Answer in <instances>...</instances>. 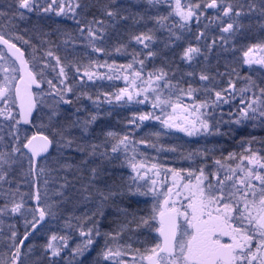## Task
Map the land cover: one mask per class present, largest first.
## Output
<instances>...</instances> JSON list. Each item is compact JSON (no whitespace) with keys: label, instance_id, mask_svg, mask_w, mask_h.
Returning <instances> with one entry per match:
<instances>
[{"label":"snow or ice","instance_id":"1","mask_svg":"<svg viewBox=\"0 0 264 264\" xmlns=\"http://www.w3.org/2000/svg\"><path fill=\"white\" fill-rule=\"evenodd\" d=\"M145 3L149 8L141 14L133 11L134 5L132 4H117L116 0H108L102 9V15L110 22L108 24L103 19L95 17L91 20L87 19L85 13L89 5L85 0H10L7 5L0 6V22H4L13 31H16L18 22L30 19L33 14L40 18L54 14L55 16L71 15L78 25L79 33L76 37L69 32L62 33L66 37L62 41L65 47V56L62 60L61 56L57 55L51 47L44 50L42 57H37L36 53L40 51V48L23 35L11 37L9 34L10 38H6L5 34L0 32V45H4L7 52L14 58L10 68H0V71L5 73L0 81V104H3V107H0V117L8 122L0 123V196L6 200L0 207V216L18 215L23 218L24 223L22 235L18 234L15 225L9 226L12 229L8 236L10 257L8 260L0 258V264H22V256L25 255L22 249H24L25 241L29 240L32 233L46 218L56 219L61 207L70 197L67 189L71 182L64 175L58 179L52 178L56 189L53 193L55 199H51L48 196L49 179L46 176V169L38 165V158L41 156L45 161L47 160V154L54 142L58 151L62 149L69 152H84L101 162L100 165L89 169L88 182L81 184L79 189H74L78 199L94 203V210L90 215L75 217L78 221L75 226L71 223L72 218L65 220L69 228L78 229L79 236L82 238L72 250L73 255L80 258L76 264H89L88 256L93 250L96 239L100 237H103L104 244L97 255L95 264H101V258L111 264H143L144 261L147 264H264V154H261L264 152V147L260 150L252 148L254 142L264 146V140L258 141L256 137L241 138L239 141L241 147L244 145L247 147H244V151L239 154L232 151L225 156L223 148L216 149L215 147L196 148L187 154H182L183 159L193 163L199 160L202 164L198 165L195 170L164 169L166 173H171L173 183L171 187L162 192L158 191L155 179H150V182L146 181L143 185L138 183L148 175V171H143V173L141 171L147 169L148 165L144 160H136L135 144L156 148L157 145L150 140L134 141L128 134L120 136L113 131L101 130L97 142L90 141L86 147L80 143L86 135H95L91 126L101 117L97 113L89 115L86 119L81 118L78 115L81 108L75 106L69 94L74 95L77 103L81 97L93 100L91 95L74 88L73 84H79L82 87L85 77L87 81L105 78L112 80L113 75L98 74L94 70V68L105 66L110 69L133 70V79L130 81L132 90L120 89L111 94L112 98L105 93L109 104L112 103L113 98L117 102L128 103L135 100L138 104H144L149 100L151 92L153 109L162 105L172 109L171 113H167L164 107H160V111L165 114L164 119L155 112L134 115L129 120V124H135L137 128L142 122L155 119L160 121L164 128L176 129L188 137L231 138L234 136L232 125L242 127L246 122H252V126L256 127L255 122H259V126L264 127V87H260L250 77L243 78L245 87L237 89L235 82L229 79L227 87L216 90L212 86L215 77L202 71L199 74V80L205 82L202 87L196 88L189 84L185 88L180 87L179 83L173 85L170 73L164 69L149 72L147 79H144L142 75L144 60H137L139 53L136 52L132 53L133 63L127 65H108L106 61L100 64L97 60H90L85 65L76 60L75 41L78 39H82L85 42L84 46L92 52L108 55V49L103 46L108 28L115 27L121 21L133 20L139 23L145 19H151L155 22L156 28H167L169 36L165 47H168L173 39L182 38L173 30L174 27L190 30L193 22L200 24L201 17L205 16L208 9L216 10V15L209 19L208 23H211L213 19L219 23L222 33L219 37L221 47L246 27L243 23L244 17L255 18V22L264 29V0H247V2H242V0H199L195 2L193 0L187 3L174 0V4L171 0H145ZM162 4L169 6L168 15H147L151 8ZM172 16L179 17L176 25L167 23ZM250 26L251 24L248 25ZM155 30L154 28L131 36V39L143 45L144 49H149L146 53L147 58L158 54L150 50L155 40ZM24 31L27 32L28 29ZM48 35V33H41L42 37ZM203 37L205 33L202 31L195 34L197 41ZM13 39L22 41L24 45L32 48L31 61L25 58V52L13 42ZM41 43L51 45L52 41L41 39ZM216 45L217 41L213 39L211 44L206 45L205 50L202 51L201 47L189 44L183 51L182 59L189 63L201 55H204L206 59L207 52ZM255 48L264 50V44L249 47L244 53L246 57L244 64L264 65V59L256 60L249 57ZM124 49L125 46L121 44L115 48V51L121 52ZM3 59H5L4 52L0 51V60ZM133 64H139L140 70H135ZM46 70L48 73L55 74L52 79L47 78ZM68 70H71V75ZM232 73L240 78L236 69H232ZM188 75L192 76L193 73H188ZM171 76H174V73ZM124 79L128 78L125 76ZM138 79L144 84L143 88H136ZM43 84L47 85V94L52 96L54 101L47 117L52 135L51 138L44 134H33L29 137L26 132L22 131L20 125L32 123L31 117L36 107V94L31 91V88L33 85L41 88ZM21 85L24 86L23 91ZM163 89L169 90V96L162 99ZM253 89H256L258 94ZM201 91L209 98L196 101L194 94ZM237 92L240 94V104L243 107L237 106L235 113H228L229 116L235 118L214 120L216 110L224 105L231 106L232 101L236 99ZM248 93L251 96L245 98ZM40 94H43V90ZM180 94L193 98L194 102L190 108L180 103ZM172 95H177L176 103L172 102L170 98ZM141 96H143L142 99ZM17 100L19 111L14 115L13 108ZM98 100L99 97L93 102L97 103ZM61 105L70 106V110L63 111ZM177 108L188 115H175ZM202 108L209 109V111L201 112ZM222 124L228 125L226 131L222 130ZM152 135L159 137L161 133L155 132ZM130 145H133L131 157L127 155ZM167 151L176 152L177 149L170 147ZM216 151L221 153L220 158H216ZM120 152L125 154L123 163H126L135 173L130 178L131 183L121 177L119 182L113 180L111 183H105L103 188L99 187V180L106 174V170L101 165L114 164L119 160ZM209 159H212V169L206 173L207 165L203 162ZM69 160L70 157H64V162L54 171L67 172L76 167L69 163ZM226 161H234L235 164L233 166ZM87 163V160L82 161L84 165ZM123 163L120 166H123ZM157 167L156 164L151 165V169H157ZM153 174L159 176V171ZM185 175L188 177L186 181ZM18 177H22L23 182L30 184L33 191L22 193L20 191L21 180ZM41 177H45L43 205L40 203ZM4 186H7L6 191L2 190ZM149 195L154 198V203L148 216H139L119 202L124 197ZM30 200L36 201L35 206H29ZM184 201L187 203L185 204ZM106 207H115L123 217V224L114 232H102L99 225V221L104 218ZM157 221L158 226H154L153 222ZM87 223L91 226L85 227ZM133 225L137 230L142 227L154 228L162 240L146 248L143 253L133 248L131 244H119V237L125 230L132 231ZM0 231L3 230L0 229ZM56 241L59 243H53ZM43 247L44 257L48 264H59L57 258L61 257L63 249L67 248V237L52 234L50 241ZM31 252L32 245L29 244L27 253ZM129 255H131V260L126 259Z\"/></svg>","mask_w":264,"mask_h":264},{"label":"flooded vegetation","instance_id":"2","mask_svg":"<svg viewBox=\"0 0 264 264\" xmlns=\"http://www.w3.org/2000/svg\"><path fill=\"white\" fill-rule=\"evenodd\" d=\"M88 3L89 7L85 13L87 19L91 20L93 17L98 19H103L106 24L110 23L108 18L102 15L103 5L108 2V0H85ZM193 2V0H182V3ZM195 2H199V0H195ZM117 4H132L134 5L133 11L144 13L145 9L149 8V6L145 3V0H116ZM171 3L174 4V0H171ZM170 8L167 4L158 5L155 8H151L147 15L155 16L157 14L168 15ZM216 15V10L208 9L205 16L201 17L200 24H196L193 22L190 25L189 29H180L178 27H174L173 30L181 35L180 40H172L168 47H165V43L167 42V38L169 36L167 28H156L155 22L151 19H145L139 23L134 22L133 20L121 21L115 25V27H109L107 31L106 41L104 43V47H106L109 51L108 55L94 53L90 49L86 48L85 42L82 39H78L75 41L76 49H75V58L81 64H87L90 60H97L100 64H104L106 61L108 65H127L133 63V52L139 53L136 57L137 60L143 59V77L147 79V73L154 72L157 69H164L165 71L170 73V78L172 80V84L176 85L179 83L180 87H187L191 84L193 87L201 88L205 82H202L198 79H185L183 76H187L185 73L189 68L200 74L202 71L206 72L210 76L215 77V81L212 86L216 88V90H220L221 88L227 87L228 80L231 79L235 82L236 88L245 87L244 77H250L251 80L255 81L256 84L260 85V87H264V65L253 64L248 66L243 63L246 57L244 53L248 50L249 47L258 44H264V29H262L256 22L255 18L244 17L243 23L246 27L242 30L241 33H238L235 37H232L228 40V43L221 47L219 37L222 34L220 32V25L214 19L211 23H208V20ZM179 22V17L172 16L168 20L169 25H176ZM21 23H25L29 33L33 36L35 40V45L41 46L40 48L44 50L48 47H55L59 50V54L62 60L65 56V47L62 41L66 38L62 35L63 32L72 33L74 37L79 36L77 31L78 25L72 19L71 15L68 16H55L54 14L51 16H44L40 18L35 14L31 15L30 19L25 20ZM207 24V27H205ZM251 24L250 27L248 25ZM155 30V40L151 45V49L156 51L158 54L155 57L147 58L146 53L149 49H144L143 45L136 43L131 39L133 34H139L141 32H147L150 29ZM59 29V31H57ZM198 31H202L205 33V37H203L200 41L195 39V34ZM41 33H48L47 37H42ZM227 36V34H224ZM6 36V35H5ZM6 38H10L6 36ZM41 39H50L52 41L51 45L42 44ZM215 39L217 41V45L211 49V51L207 52V58L205 59L204 55L199 56L197 59L193 60L191 63L182 59L184 49L189 45L199 46L202 51L205 50L206 45H210L211 41ZM17 46L21 47L25 52V58L31 61L32 53L30 51V46H24L23 44L13 40ZM123 44L125 49L121 52H116L115 48L119 45ZM0 51L5 50L0 47ZM54 51V50H53ZM42 53V51H40ZM39 54V53H38ZM241 55V58L239 57ZM249 57L252 59L260 60L264 59V50L260 48H255L249 54ZM9 60L12 62L11 58ZM242 60V61H241ZM1 61V60H0ZM11 67V66H10ZM133 68L135 70H140L139 64H133ZM232 69H236L239 73V77L237 78L235 74L232 73ZM94 70L98 74L113 75L112 80L108 79H95L94 81H87L85 77V81L83 82V86L74 83V88L83 90L87 92L89 95L93 97V100H88L86 97H81L80 101L77 103L74 99L75 106H79L81 108L80 113L78 114L81 118H87L89 115H94L99 113L100 119L96 121L94 125L91 126V130L95 131V135H86L84 139L81 141L83 146H87L88 142H97V137L101 130L113 131L118 133L120 136L125 134L130 135V137L134 141H139L141 139L150 140L152 143L157 145L156 148H150L146 145L135 144L136 148V160H144L148 165L147 161H153L158 167L157 169L150 170V172L159 171V176L155 175H147L144 180H139L138 183L143 185L146 181L150 182V179H155L157 181V189L158 191H164L166 188L171 187L173 181L171 173H166L164 169H177V170H195L198 165H201L202 162L197 160L195 163L192 161L183 159L182 154H187V152L192 151L196 148H213L216 149L223 148L224 155L226 156L228 152L235 151L238 154L244 151V147H241L239 141L241 138L250 139L251 137H256L257 140H264V127L259 126V122L256 123V127L252 126V122H246L244 126H236L232 125L234 130V136L229 137H221V136H194L188 137L185 133L180 132L176 129H166L160 123V121L152 119L148 121L142 122L140 127H136L135 124H129V120L133 118L134 115H140L144 113L155 112L156 115H160L162 119L166 118L165 114L160 111V107H164L165 112L171 113L172 109L167 106H160L156 109H153L151 104V92L149 93V100L144 104H138L134 101L125 103L124 101L117 102L115 99H112V103L109 104L107 98L105 97V93L109 94V98L111 94L118 92L120 89L129 88L132 90V85L130 81L133 79V70L126 68H114L110 69L108 67H99L94 68ZM71 71V70H68ZM174 73V76L171 74ZM178 73H180L178 75ZM11 74V73H10ZM18 75V74H15ZM128 79L125 80L124 77ZM182 76V78H181ZM119 77V78H116ZM189 77V76H188ZM144 84L141 80H136V88H143ZM155 87V85H153ZM48 91V90H47ZM253 91H257L253 89ZM164 95L163 98L169 96V90L163 89ZM258 94V91H257ZM236 99L232 101L231 106L224 105L221 109L216 110V114L213 117L214 120H229L234 119V116H229L228 113H235L237 111V106L243 107L240 104V94L237 92ZM251 96L250 93L245 95V98H249ZM99 100L97 103L93 101ZM196 101H202L208 99V95L204 92H197L194 94ZM75 98V97H74ZM141 99L143 96L140 97ZM171 100L173 103L177 102V95H172ZM194 100L192 97L187 95L180 94V103L189 107L193 104ZM62 106V105H61ZM65 105L64 108H66ZM0 107H3V104H0ZM201 112H207L209 109L202 108ZM18 112V105L16 102L15 108H13V114L15 115ZM223 113V115H221ZM177 116L188 115V113H182L180 108H177L176 114ZM194 118V116H192ZM0 123H8L3 120V117H0ZM23 128V127H22ZM222 130H227L228 125H221ZM27 130V129H26ZM29 130V129H28ZM90 130V131H91ZM7 131V129H6ZM35 131L38 130L35 128ZM33 130H29L27 132L30 133L29 137L35 132ZM155 132H160L161 135L159 137H155L152 134ZM7 138V137H6ZM51 138V137H50ZM54 144V143H53ZM133 145L129 146V152H132ZM175 147L177 149L176 152L167 151L168 148ZM262 146L260 143L254 142L252 144V148L254 150H260ZM127 155L130 157V153ZM133 153V152H132ZM143 154V155H141ZM261 154H264L262 152ZM119 160L115 161L114 164L104 163L105 165H111L116 167L125 168V175H116V176H105L101 177L98 182V186L103 188L105 183H111L113 180L116 182L120 181V178L123 177L125 181L131 183V177L135 174H129L127 171V164L123 163L125 160V154L120 152ZM216 158H220L221 153L216 151ZM95 162H100V160H95ZM123 163V166H120ZM205 172L207 173L210 169H212V159H209L206 162ZM226 163L235 164L234 161H226ZM27 166V164H25ZM148 167H151L148 165ZM183 174V173H182ZM188 177L185 175V181ZM195 182V181H193ZM4 191L7 190V186H4ZM0 198H4L0 196ZM162 199V197H161ZM1 200V199H0ZM124 207L129 208L131 211L136 213L139 216H148L151 213L152 204L154 203V198L149 196H129L124 197L120 201ZM186 204L187 201H184ZM90 213L94 210V203H89ZM105 214L107 215H115L121 216L115 209V207H106ZM122 217V216H121ZM122 217V224H123ZM154 226H156V222H153ZM132 231L125 230L123 234L119 237L118 243L121 245L131 244L134 248L138 247V245H154L155 243L160 242V238L158 233L154 230V228H140L135 229V226H132ZM115 228L111 229V232H114ZM27 243V242H26ZM25 243V244H26ZM137 249V248H136ZM130 256L126 259L129 260ZM143 264H147L146 261Z\"/></svg>","mask_w":264,"mask_h":264},{"label":"rangeland","instance_id":"3","mask_svg":"<svg viewBox=\"0 0 264 264\" xmlns=\"http://www.w3.org/2000/svg\"><path fill=\"white\" fill-rule=\"evenodd\" d=\"M9 2L10 0H0V6H5ZM242 2H247V0H242ZM0 26H1V32H3L6 36L10 37L9 34L11 35V37H15L16 35H23L26 39L30 40L32 44L35 45V40L33 36L29 33V30L27 32L24 31V29H28L25 23L18 22L16 31H13L10 27L6 26L4 22H0ZM15 41L23 44L22 41H19V40H15ZM24 46H27V45H24ZM38 47L40 48L41 46H38ZM42 48H40V51H42V53H40V51L36 53L37 57L43 56ZM51 48L52 50H54L56 54H59V50L57 48L55 47H51ZM30 51L32 53V48H30ZM4 55H5V59L0 61V68H10V66H12V62L9 60V58L6 56L5 53ZM239 57L241 58V55ZM185 72H186L185 74L187 75V76H183V78L185 79H198L199 77V74L196 72H193V70H191L190 68L186 70ZM69 73L71 75V71H69ZM188 73H193V75L189 76ZM179 74L180 73H178V75ZM4 75L5 73L3 71H0V81H2V78ZM54 75H55L54 73H48L46 70V76L48 79H52ZM69 82L72 83V81H69ZM44 85H45L44 87L45 89H42L43 90L42 95L40 94L42 90H38L36 92L38 110H37V116L35 119V126L40 131L44 133H49V135L51 136L52 133H51V129L48 127L47 117H48V114L50 112L51 106L54 101H53L52 96L47 94V90H48L47 85L46 84ZM69 98H72L73 100L75 99L73 94H69ZM64 107L65 105L61 106V109L63 111L70 110V106L67 105L66 108ZM22 131L26 132L25 130H22ZM28 133L29 132H26V134ZM77 135H79V133H77ZM129 153L131 156L133 155L132 152H129ZM64 157H70L69 163H71L72 165L76 167H73L71 170L67 172L54 171L55 169L59 168V165L61 163L64 162ZM84 160L88 161L87 165L82 164V161ZM95 160H98V159L94 157H90L84 152H69V151L62 150V149L58 151L57 145L54 142V153L52 154V158L48 161L43 162L40 165L46 169V176L49 179L48 196L51 199H55V196L53 195V193L56 189V184L53 182L52 178L56 177L58 179L60 176L66 175L68 180L71 182L69 188L67 189V192L70 194V197L61 207L60 211L57 214V218L56 219L48 218L46 226L40 229V231L30 240L28 245L29 244L32 245V252L27 253V247H28L27 246L24 251L25 255L22 256V264H48L47 259L44 257V247L43 246L46 245L50 241V237L52 234H57L58 236L64 235L67 237V248L63 249L61 253V257L57 258L59 260V264H76V261L80 259L79 257H75L73 255L72 250L75 249L76 245L81 242L82 238L79 236L78 229L76 227L69 228L66 225L65 220L68 218H72L71 223L75 226L78 223L75 217H83L85 216V214L90 215L88 212L89 210L83 209L86 207L85 206L86 204H84L83 200L78 199L77 192L74 189H79L81 184H86L88 182L89 175H90L89 169L101 164V162H95ZM147 162L149 166L154 164L153 161H147ZM101 166L104 169L111 168V165L102 164ZM26 167L27 166H25V168ZM117 169H120V168H117ZM49 170H53V171L49 172ZM150 170H153V169H151V167H148L147 169H144L141 171L142 173L143 171H148V175L150 174L154 175L153 173L155 171L151 173ZM127 171H129V174H135L130 167L127 168ZM79 177L80 179H78ZM44 178L45 177L40 178L42 205L45 202L43 199L44 191H45L44 184H43ZM18 179L21 180L20 191L22 193H27V192L32 191V186L26 182H23L22 177H18ZM29 179H31V177H29ZM0 199H1L0 207H2L3 204L6 202V200L5 198H0ZM29 206H32V200L29 201ZM10 225H15V229L18 231L19 235H22L24 232L23 218L19 217L18 215L0 216V229L3 230V231H0V258L5 259V260H8L10 257V250L8 248V245L10 244V241L8 240V236L10 234V231L12 230L9 227ZM89 226H91L90 223L85 224V227H89ZM102 232H105V231H102ZM109 232H111V229H109ZM53 243H59V241H56ZM103 244H104L103 237L96 239V243L93 245V250L88 256L89 264H95L97 255L99 251L101 250V248L103 247ZM110 246L112 245L110 244ZM149 247L151 246L150 245H145V246L138 245V248H140V251L142 253L144 252L146 248H149ZM101 264H111V262L103 261V259L101 258Z\"/></svg>","mask_w":264,"mask_h":264},{"label":"bare ground","instance_id":"4","mask_svg":"<svg viewBox=\"0 0 264 264\" xmlns=\"http://www.w3.org/2000/svg\"><path fill=\"white\" fill-rule=\"evenodd\" d=\"M110 176H116V175L112 174ZM78 179H80V177ZM121 224H122V217L115 215L104 214V218L99 221V225L103 228V231L105 232L107 229H113V228L118 229Z\"/></svg>","mask_w":264,"mask_h":264},{"label":"water","instance_id":"5","mask_svg":"<svg viewBox=\"0 0 264 264\" xmlns=\"http://www.w3.org/2000/svg\"><path fill=\"white\" fill-rule=\"evenodd\" d=\"M1 47H4L5 48V46L4 45H0ZM5 50H6V48H5ZM6 52H7V50H6ZM7 54L11 57V54L10 53H8L7 52ZM12 58V57H11ZM14 59V58H13ZM17 64H18V62H17ZM21 87V89H22V91H23V85H21L20 86ZM42 88V87H41ZM41 88H37L35 85H33L32 86V88H31V91L34 93V89H41ZM18 101V100H17ZM18 107H19V101H18ZM35 111H36V107H35V109L33 110V113H32V117H31V120H33V116H34V114H35ZM23 126H25V127H32V123L31 124H27V125H25V124H22ZM37 135H39V134H37ZM51 150V148L49 149V151ZM49 153V152H48ZM41 158H43V156H41L40 158H38V163H39V160L41 159ZM34 204H36V201H34ZM45 221V220H44ZM43 221V222H44ZM42 222V223H43ZM42 223L40 224V225H42ZM40 225L38 226V227H40ZM37 227V228H38ZM161 240H162V238H161Z\"/></svg>","mask_w":264,"mask_h":264},{"label":"trees","instance_id":"6","mask_svg":"<svg viewBox=\"0 0 264 264\" xmlns=\"http://www.w3.org/2000/svg\"><path fill=\"white\" fill-rule=\"evenodd\" d=\"M106 170V174L105 175H109V169H105Z\"/></svg>","mask_w":264,"mask_h":264}]
</instances>
